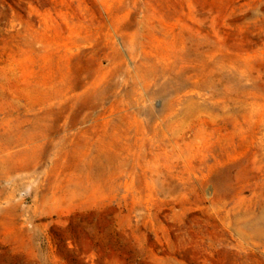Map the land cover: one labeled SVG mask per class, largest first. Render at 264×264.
Segmentation results:
<instances>
[{
  "label": "rangeland",
  "instance_id": "374dc122",
  "mask_svg": "<svg viewBox=\"0 0 264 264\" xmlns=\"http://www.w3.org/2000/svg\"><path fill=\"white\" fill-rule=\"evenodd\" d=\"M0 264H264V0H0Z\"/></svg>",
  "mask_w": 264,
  "mask_h": 264
}]
</instances>
